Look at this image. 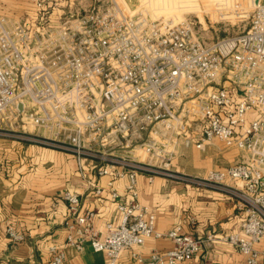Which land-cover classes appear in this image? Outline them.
I'll list each match as a JSON object with an SVG mask.
<instances>
[{
    "label": "built area",
    "instance_id": "obj_1",
    "mask_svg": "<svg viewBox=\"0 0 264 264\" xmlns=\"http://www.w3.org/2000/svg\"><path fill=\"white\" fill-rule=\"evenodd\" d=\"M29 2L34 9L31 16L14 18L0 13V121L6 120L10 104L34 105V97L18 100L37 91L39 114L24 112L22 122L29 119L44 134L0 127V136L69 152L81 171L94 162L96 175L127 179L129 200L118 201L119 222L107 223L103 236L94 226L96 212L86 209L79 214L80 196L64 192L62 198L70 211L64 221L69 245L82 249L90 242L95 251L106 255L107 264H180L219 239L235 246L246 264H264V246H258L264 240V0L255 4L246 32L214 42L200 37L197 21L190 17H156L145 24V17H129L112 1L106 7H86L84 13L70 10L64 18L63 13L57 14L61 0ZM127 43L132 44L130 52ZM111 55L122 69L114 85L117 97L106 98L116 115L109 123L113 110L100 112L99 125L91 129V115L84 119L68 115L65 105L54 98L55 91L89 87L95 64L89 59L109 60ZM109 64L95 70L103 74ZM76 73L85 79L67 78ZM109 81L107 77L108 86ZM19 88L25 92L15 95ZM175 123L179 125L177 136L167 149L166 136L170 137ZM91 130L97 133L92 136L97 146L86 145L85 136ZM148 130L149 139L141 144L151 154L150 161L109 154L116 150L111 144L135 149L137 139ZM214 141L227 150L240 151V159L223 169H211L203 177L174 170L173 155L180 146L203 150ZM139 174L150 180L162 175L225 192L235 199V209L243 217L240 229L206 238L176 228L157 231L155 214L138 200ZM96 191L101 193V188ZM110 191L113 198H119L115 190ZM7 232L12 243L25 238L12 226ZM151 237H168L172 246L144 254L139 247ZM125 250H131L132 260H122ZM65 260V251L52 245L49 264Z\"/></svg>",
    "mask_w": 264,
    "mask_h": 264
},
{
    "label": "crops",
    "instance_id": "obj_2",
    "mask_svg": "<svg viewBox=\"0 0 264 264\" xmlns=\"http://www.w3.org/2000/svg\"><path fill=\"white\" fill-rule=\"evenodd\" d=\"M29 0H0V13L14 18L33 14ZM241 152L227 150L214 141L197 149L182 147L173 155L174 170L203 177L210 169H223L238 161ZM97 165L89 163L83 171L76 157L66 151L32 144L20 139L0 136V264H49L50 247L57 245L65 251L63 264H107L103 252L86 242L82 249L69 245V231L64 221L70 211L62 196L66 191L81 198L79 214L86 209L96 212L94 226L103 236L106 224L119 222L117 203L129 200L125 195V177L98 176ZM101 188V193L97 189ZM110 188L119 198H113ZM138 200L156 216L155 228L166 232L206 238L238 231L242 215L235 209V199L209 186L167 179L162 175L152 180L145 174L137 177ZM9 226L24 235L21 242L12 243ZM74 236L76 232H72ZM172 246L168 237H151L139 247L144 254L154 249ZM264 246V240L258 244ZM122 260H132L131 250H125ZM246 264L238 249L215 239L205 244L192 260L180 264Z\"/></svg>",
    "mask_w": 264,
    "mask_h": 264
},
{
    "label": "rangeland",
    "instance_id": "obj_3",
    "mask_svg": "<svg viewBox=\"0 0 264 264\" xmlns=\"http://www.w3.org/2000/svg\"><path fill=\"white\" fill-rule=\"evenodd\" d=\"M115 1L124 8L125 15L129 17L139 16L145 17V24L152 18H175L182 19L184 17H190L197 21L196 29L199 30V35L207 42H214L218 39H223L226 37H232L238 35L242 32H246L253 12L255 10V4L258 0H61L62 6L58 9L57 14H62V16L69 17L70 10L83 12L86 7H106L110 6V2ZM142 12V14H140ZM132 44L127 43L126 51H132ZM132 55V54H131ZM107 58L93 57L89 60L94 64L93 76L94 80L89 87L80 86L81 88L71 89V87L61 88L56 92L54 98H58L61 105H65V110L68 115H73L77 119H84L88 114L91 115V119H94L91 129H96L99 123L96 121L100 112L113 110L111 102L106 101L108 96L117 97V90L114 86L122 75V69L118 66L117 57L111 55ZM130 60V59H129ZM107 61L110 62L109 66L105 68L103 74L97 73L95 67H102ZM131 61V60H130ZM79 62L84 63L85 59H79ZM105 67V66H103ZM109 77L108 83H105L107 77ZM36 77V75H35ZM78 79L76 81H81L85 79L84 74L76 73L74 75H69L67 78ZM83 77V78H82ZM82 78V79H80ZM79 86V85H78ZM25 92L22 88L15 89L14 94L18 95ZM35 94H26L20 97L22 99L32 101V97L35 98L33 104L26 106L19 102L18 104L13 103L6 107V120L0 121V127L5 129H13V131H26L30 134H44L42 129L35 126L29 119L24 118L22 122V117L24 112L38 115L39 104L37 102V91H32ZM130 90H127V93ZM52 98V99H54ZM25 108V109H24ZM109 114V123L113 122V118L116 115V111ZM12 119H10V118ZM14 119L16 121H14ZM176 127L173 132H171L170 137L167 135L166 144L167 149L172 148L171 143L177 136L178 123H175ZM171 130V129H170ZM148 132L143 134L141 138L137 139L138 144L135 145V149L131 150L130 147H125V149L117 148L116 145H110L115 147V151H110L113 158L124 157L133 158L142 161H150L151 154L145 151V147L142 146L141 142L148 138ZM97 134L95 130H91L86 133L85 140L86 145H95L93 135ZM97 137V135H96ZM161 137L160 139H162ZM181 138V137H180ZM149 139V138H148ZM92 140V142H90ZM147 141V140H146ZM116 142V141H115ZM94 143V144H93ZM114 143V142H112ZM159 145L161 143H158ZM127 145V144H126ZM128 146V145H127ZM211 170V169H210ZM209 171V170H208ZM207 171V172H208Z\"/></svg>",
    "mask_w": 264,
    "mask_h": 264
}]
</instances>
